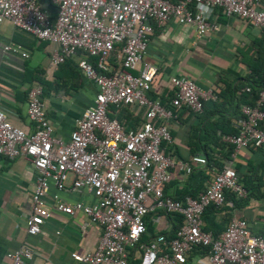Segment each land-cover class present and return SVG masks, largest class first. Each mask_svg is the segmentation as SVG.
I'll list each match as a JSON object with an SVG mask.
<instances>
[{"label": "built area", "instance_id": "1", "mask_svg": "<svg viewBox=\"0 0 264 264\" xmlns=\"http://www.w3.org/2000/svg\"><path fill=\"white\" fill-rule=\"evenodd\" d=\"M51 1L57 6L55 19L38 0H0V23L9 20L17 29L57 44L49 76L69 58L84 53L79 67L97 92L69 138L54 134L42 84L28 92L32 133L13 125L0 109V156L23 155L36 169L28 233L40 234L52 215L47 197L54 184L60 192L87 191L96 197L94 203H72L59 193L54 195L57 210L70 215L82 211L103 229L94 251L71 254L84 264H128L131 249L137 250L141 264H185L188 253L198 246L210 248L209 264H264V236L252 233L245 219L233 218L217 236L203 229L206 208L227 203L226 191L237 198L248 194L232 159L225 161L197 197L181 200L165 194L173 168L192 174L197 165L206 166L208 161L203 154L180 159L166 151L173 142L170 122L184 107L202 113L204 103L217 100L218 94L213 88L202 89L189 76L178 75L171 77L174 94L168 104L151 98L148 91L159 67L146 59L154 25L164 27L175 20L193 26L201 37L219 29L212 18L216 8L222 7L225 14L264 29V0ZM5 50L19 53L21 46L8 44ZM113 105H138L146 114L137 128L126 129L119 118L110 116ZM233 126L237 132L222 138L235 146V152L264 149V87L255 104L242 105ZM71 173L74 179L68 185ZM158 207L183 214L185 222L171 239L162 233L143 242L146 216ZM33 255V249L23 245L8 251V261L2 264H25Z\"/></svg>", "mask_w": 264, "mask_h": 264}, {"label": "crops", "instance_id": "2", "mask_svg": "<svg viewBox=\"0 0 264 264\" xmlns=\"http://www.w3.org/2000/svg\"><path fill=\"white\" fill-rule=\"evenodd\" d=\"M38 1L55 19L57 6L51 0ZM215 12L212 20L219 24V29L201 37L193 26L182 25L175 20H170L164 27L154 25L146 59L159 67L157 77L161 80L159 87L164 96L171 99L172 76L186 75L202 89L214 90L224 87L227 82L247 85L250 79H262L264 29L237 15L225 14L222 7L216 8ZM8 44L21 46V52L6 51ZM55 49L57 44L19 30L9 20L0 23V109L13 125L32 133L35 127L27 115L28 92L33 85L42 84L43 102L54 134L69 138L77 121L93 103L97 87L79 67L80 59L85 56L81 52L49 76L47 69ZM22 52L28 56L24 57ZM90 60L96 62L94 58ZM211 105L208 104L209 107ZM239 114L232 118L236 119ZM125 116L130 123L131 114ZM213 117H217V114ZM142 121H138L135 128ZM199 121L193 111L186 107L181 109L178 117L169 125L173 142L168 152L180 159H188L195 150V154L206 155L203 142L201 144L198 138V133L201 134L196 128ZM123 124L126 125L125 122ZM207 149H214V155L222 164H215L211 168L197 165L192 174L173 168L172 178L165 188L167 195L181 198L187 193L197 197L208 187L226 160L223 156L225 150L218 149L214 144H209ZM230 159L239 172L241 182L248 187L249 194L239 203L229 202L223 207L209 209L206 218L203 216V229L219 235L233 218H242L247 221L252 233L264 236V149L243 148L234 151ZM70 175L68 185L74 179V175ZM35 177L36 169L29 158L23 155L14 159L0 156V264L8 261V251L23 245L31 247L34 253L33 258L26 260L25 264H84L71 254L94 251L103 229L98 223L90 221L82 211L70 215L57 210L54 195L59 193L72 203L77 200L94 203L96 197L87 191L60 192L51 184L47 204L52 215L46 219L40 234L30 235L27 219ZM172 213L158 207L147 214V232L144 235L147 242L162 233L168 239L176 236L170 237L177 226ZM208 254L206 248L198 246L188 253L185 264H209ZM130 255L128 264H135L139 253L131 249Z\"/></svg>", "mask_w": 264, "mask_h": 264}, {"label": "trees", "instance_id": "3", "mask_svg": "<svg viewBox=\"0 0 264 264\" xmlns=\"http://www.w3.org/2000/svg\"><path fill=\"white\" fill-rule=\"evenodd\" d=\"M52 19H54L52 17ZM95 59V58H94ZM71 62V58L66 60L63 64H68ZM95 63V62H94ZM255 70V69H254ZM158 74L155 76L151 89L148 91V95L151 98H159L162 100L163 103L168 104L170 101V98H168L166 95L164 96L162 89L160 86L159 78L157 77ZM250 87L251 90L247 91L246 88ZM264 87V75L262 76V79H253L249 81L247 85L243 84H236L234 85L233 82H227L224 87H221L219 89H215V91L218 94V99L215 101H206L204 103V111L202 114L194 113L197 119H200L199 123L196 125V128L198 129L199 139L201 141V144L203 142V150L205 151V154L208 158L206 168H211L215 164L220 166L222 163L217 159V157L214 155V149L208 150L209 144H214L218 149L225 150L223 152L224 159L227 161L230 159L231 154H233L235 150V146L233 144H229L225 142L222 138L223 134L228 133H236L237 129L234 128L233 122L235 119L232 117L236 116L239 112H241V107L244 104H255L260 90ZM170 96L172 97L174 94V88H172L171 92H169ZM211 103L212 107L208 106V104ZM243 103V104H242ZM119 110V112L117 111ZM131 111L135 112L136 114H133ZM130 113V123L128 122V119L126 118V114ZM110 116L111 117H117L121 120L122 123H126L125 127L126 129L135 128V124L144 119V116L146 114V109L143 107H139L138 105H113L110 108ZM217 114V117H213ZM124 116V117H123ZM124 118V120H123ZM214 118V119H213ZM132 120V121H131ZM138 120V121H137ZM137 121V122H136ZM166 143H164V146ZM170 146V144H169ZM169 146H167L166 151L169 150ZM201 147V148H202ZM199 151V149L197 150ZM196 153V150L193 151V155ZM191 155V156H193ZM190 156V157H191ZM189 157V158H190ZM224 165V164H223ZM222 169V168H221ZM237 170V169H236ZM238 172V171H237ZM239 174V172H238ZM240 176V175H239ZM241 179V178H240ZM168 184V183H167ZM164 186V192L166 185ZM245 185V184H244ZM248 188V187H246ZM249 191V189H248ZM166 194V192H165ZM249 194V193H248ZM190 194L184 193L181 198H175V199H181L184 200L186 196ZM193 196V195H192ZM248 196V195H247ZM195 197V196H194ZM226 197H227V203H239L243 201L245 198H237L234 194H232L230 191H226ZM227 203H224L223 205H210L206 208L204 212V217L206 218L209 209L216 208V207H223L224 205H228ZM170 213V212H168ZM172 213V212H171ZM175 216L174 222L177 224L175 230L172 232V235L170 237H173L176 235L177 230L184 224L185 222V216L179 212H173L171 216ZM145 235V234H144ZM142 236L141 241L147 242L144 237ZM217 236V234L215 233ZM206 248L209 252V247L206 246H199ZM135 264H141L140 260L135 262Z\"/></svg>", "mask_w": 264, "mask_h": 264}, {"label": "rangeland", "instance_id": "4", "mask_svg": "<svg viewBox=\"0 0 264 264\" xmlns=\"http://www.w3.org/2000/svg\"><path fill=\"white\" fill-rule=\"evenodd\" d=\"M70 177H71V175H70Z\"/></svg>", "mask_w": 264, "mask_h": 264}]
</instances>
